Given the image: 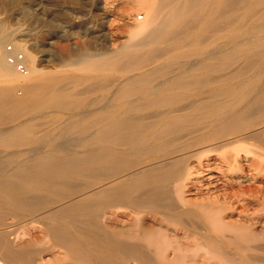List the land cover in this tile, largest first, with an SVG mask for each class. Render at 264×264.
Listing matches in <instances>:
<instances>
[{
	"label": "bare ground",
	"instance_id": "obj_1",
	"mask_svg": "<svg viewBox=\"0 0 264 264\" xmlns=\"http://www.w3.org/2000/svg\"><path fill=\"white\" fill-rule=\"evenodd\" d=\"M15 5L0 0V264H264V152L245 146L264 151V0H136L118 37L101 4L55 57L15 39Z\"/></svg>",
	"mask_w": 264,
	"mask_h": 264
},
{
	"label": "rangeland",
	"instance_id": "obj_2",
	"mask_svg": "<svg viewBox=\"0 0 264 264\" xmlns=\"http://www.w3.org/2000/svg\"><path fill=\"white\" fill-rule=\"evenodd\" d=\"M135 1L136 0H105V1L104 0H17V6L15 5L16 7H14V10H16V12L14 11V16L11 13L12 14V16L10 17L11 19L8 17L9 18L8 20H9V25L12 28L19 30L20 36H17L15 39L21 38L22 43L26 42L27 40L28 41L31 40V41H35V42H40L42 40L43 46L46 49H48L47 53H50V54H52V57H55V56H57V54H59L60 50L63 49V46L68 48V49L73 47V45L75 43L79 46H83V44L85 43V40L87 38V33H89V31L92 30V25H93L92 23L94 22L93 18L91 17L89 10L93 9L92 11L96 10L99 12L100 8H98V7L101 4H105L106 5L105 8L106 7H107V9L110 8L109 10L111 11V13L113 15L110 17L111 20L112 19L114 20V21L113 20L108 21V23H111V26L109 28L114 29L112 26V25H114L113 22L117 26L120 27L119 22H121V19L122 20L126 19L127 21L128 20L131 21L136 17L138 18L139 15L140 16L142 15L141 10L138 7H136V5H134ZM125 3L128 4L129 6L126 5ZM123 7L127 8V10H128L127 14L123 13L126 10V8L124 9ZM9 13H10V11L0 10V17H6L9 15ZM15 13H17L16 16H15ZM75 16H78V17H75ZM88 17H89V21L91 20L90 23L86 22ZM117 17H118V19H117ZM115 18H116V20H115ZM76 25H78L79 27H77ZM116 25H114V27H116ZM73 26L75 29L73 28ZM72 28H73V31H72ZM77 28H79V29H77ZM81 29L83 30L82 32H81ZM122 29H123V27H120L117 29L118 33H116L117 34V35H115L116 37H118L122 34V33H119L120 31L124 30V29L123 30ZM77 30H80V32H81V34L79 33V35H77L78 37L75 34V31H77ZM100 40H103L102 36L99 37V39H98V41L101 44V42H103V41H100ZM6 45H12V44L10 41L6 40L5 46ZM16 51H20V50H16ZM17 92H20V90H17ZM102 95H103V92L98 91V92H95L91 95H88V96L86 95V99L100 98V96H102ZM97 96H99V97H97ZM84 107H86V106H84ZM84 107L82 106L80 108H84ZM36 111L33 112L36 115H34V114L32 115V116H35L33 119V122H36V123H38V121L39 122L43 121L42 123L45 122L46 124H52V126H54V125L57 126L58 124L61 125L63 123H66L68 120L69 111L58 112V113H56V111L53 112L52 110H48V109H40V110H36ZM44 119L48 120L49 122H46ZM48 128H50V127H48ZM51 128H53V127H51ZM64 137L65 136H63L62 138L59 139L60 144L63 142L66 143V137H65V141H63ZM254 141L255 142H253V140H249L247 143H245L246 148L249 149V151H252L253 153L254 152L263 153L264 151L262 149H260V147L258 145L259 142L256 140H254ZM65 143L61 144V146L67 148L68 146H66ZM73 149L79 150L80 147L76 146ZM253 150H255V151H253ZM65 152L67 154L65 153V155H64L63 152H60L59 155L69 156V155L75 154L74 152H73V154H71L72 150L65 151ZM61 153H63V154H61ZM80 153H82V152H80ZM249 153L251 154V152H249ZM219 155H220L219 152H217V154L214 153L213 158H216L219 161V158H220ZM252 155L253 154H251L249 158L251 160L254 159L253 161H256V159H255L256 156L252 157ZM220 165L221 164H219V166ZM221 167L223 169H226L225 165H221ZM250 171L252 172V170H249L246 172H250ZM85 178H86V176L77 177L73 182L75 184H78V182H79L81 185L83 184V186H81L79 184L80 186L77 185L78 187H76V186L75 187L76 188L84 187V183H85V184H88L87 188L89 190H94L96 188H99L102 185H106V182H107L106 180L96 182V181L89 180V177H88V179H85ZM261 179L262 178H258L256 181V182L260 181L261 184H257V183H254V184L252 183V184L256 185V186L258 185V186L263 188V189L261 188L262 190H264V183H263L264 180L263 179L261 180ZM83 180H85L86 182L88 180V182L86 183ZM250 201H252V199H250ZM251 208H252V206H251ZM17 220L18 219H16V222H15V219L13 221V223L15 222L14 228H16L17 230L18 229H24L26 227V221H20L21 219H19L18 220L19 222H18ZM16 223H17V225H16Z\"/></svg>",
	"mask_w": 264,
	"mask_h": 264
},
{
	"label": "built area",
	"instance_id": "obj_3",
	"mask_svg": "<svg viewBox=\"0 0 264 264\" xmlns=\"http://www.w3.org/2000/svg\"><path fill=\"white\" fill-rule=\"evenodd\" d=\"M6 50L8 52L6 57L7 62L14 65L18 71H24L25 66L23 63L22 52L20 51L14 52L11 48V45H6Z\"/></svg>",
	"mask_w": 264,
	"mask_h": 264
}]
</instances>
